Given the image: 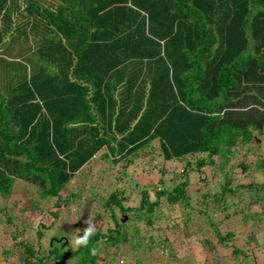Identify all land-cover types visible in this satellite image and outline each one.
Masks as SVG:
<instances>
[{
	"label": "trees",
	"instance_id": "1",
	"mask_svg": "<svg viewBox=\"0 0 264 264\" xmlns=\"http://www.w3.org/2000/svg\"><path fill=\"white\" fill-rule=\"evenodd\" d=\"M263 135L264 0H0V197L15 185L33 190L38 199L16 210L25 219L44 212L42 201L68 206L78 193L64 197L63 190L97 157L117 163L140 153L143 166L157 142L163 161L195 160L200 171L214 156L228 160ZM133 162L110 173L112 183L106 176L110 186H122L104 189L100 179L101 186L87 190L106 194L102 211L91 213L98 220L110 211L114 228L107 235L96 231L73 252H61L60 238L52 237L46 251L41 241L54 222H40L37 246L19 242L25 262L144 264L135 257L140 248L168 249L149 216L158 200L151 202L144 190L140 206L128 205ZM251 174L254 184L260 175L264 181V157ZM186 183L157 193L172 207L187 201ZM257 184L252 192L264 199V183ZM213 201L219 203L216 196ZM127 219L132 236L123 230ZM230 237L218 234L220 241ZM231 251L239 261L242 252Z\"/></svg>",
	"mask_w": 264,
	"mask_h": 264
},
{
	"label": "rangeland",
	"instance_id": "2",
	"mask_svg": "<svg viewBox=\"0 0 264 264\" xmlns=\"http://www.w3.org/2000/svg\"><path fill=\"white\" fill-rule=\"evenodd\" d=\"M26 59L29 61L30 58ZM150 148L153 152L147 154L144 152L143 166L139 163V158H136L140 156V153L136 157L130 155L126 159L118 160L117 163H112L111 158H106L104 161L97 157L82 168L63 190L64 197H69L73 192L78 193L77 197L69 199L68 206H63L61 203L59 206H54L55 198L48 203L42 201L45 206H41L44 212L35 218L25 219L24 214L16 210L25 205L28 206L29 200L36 201L38 199L36 193L33 190L29 192V188L22 184L18 188L15 185L13 193L0 197V207H5L4 214L0 212V264H28L25 262L26 253L19 242L37 246L35 232L40 222L43 224L54 222L51 229H45V235L41 241L42 248L46 251H48V239L52 237L60 238V245L63 244L61 252L76 250L74 239L78 237V234L83 235L87 227L85 223L87 219L91 220L95 232L107 235V229L114 228L110 211L103 210V218L100 217L98 220L91 213L92 209L101 210L102 198L106 197V194L102 195L99 191L97 195L92 193L88 195V192L96 188L98 184L101 186L102 182L104 189L110 186L106 176L112 183L110 173L121 169L131 158L134 160L131 182L133 196L128 205L140 206V197L144 190L150 192L151 202L158 200L159 206L149 216L154 222L152 228L159 226L158 229L165 233L169 247L167 249L165 245L162 250L161 247L156 246L151 251H143L142 247L140 253H135V257L141 258L144 264H244L245 262L246 264L250 262L264 264V199H262L263 195L256 198L252 192L257 183H264V181L263 175L254 177L256 184L251 178L254 166L259 165V160L264 157V135L254 138L247 150L245 147L238 148L239 151L229 155L228 160L227 157L214 156L210 160L213 165H206L200 171H195V160L163 161L157 142H153ZM225 161L227 165L220 170L221 163ZM240 164L244 165L245 170ZM182 181L187 182L183 188L187 201H179L171 207L169 206L171 204L165 201V196H159L157 192L163 188L170 192L172 187ZM15 182V184L20 183L18 180ZM120 185L122 186L123 182L114 181V185L110 187L116 188ZM229 188L236 192L230 193ZM109 190L110 188L107 189ZM215 196L219 203L213 201ZM50 212H56L57 216L54 217ZM145 212L146 208L143 207L142 219ZM6 213L11 214L14 220L19 219L16 221L18 224L21 223L20 229L25 228V231L19 233L17 226L14 225L17 224L14 223L15 221H6ZM114 213L117 218H122L118 208H115ZM153 215H158L155 220ZM142 219L137 222V225L140 228L139 235L144 237L148 230L142 227L144 225V219ZM125 224L123 230L132 236L129 219ZM227 233L232 234V237L220 241L218 234L224 237ZM67 237L69 240L65 241ZM138 238L135 235L133 240L138 241ZM234 248L242 252V254H236L239 261L242 260L240 263L231 258V252H233L231 250ZM31 264H35L34 259ZM42 264H53V259L49 258ZM100 264H110V262L106 258Z\"/></svg>",
	"mask_w": 264,
	"mask_h": 264
},
{
	"label": "clouds",
	"instance_id": "3",
	"mask_svg": "<svg viewBox=\"0 0 264 264\" xmlns=\"http://www.w3.org/2000/svg\"><path fill=\"white\" fill-rule=\"evenodd\" d=\"M85 223L87 224V227L84 229L83 235L78 236L74 239V246L80 247V246H87L90 237L95 233V227L91 223L90 219L85 220ZM91 254L95 255L97 253V250L95 248L91 249Z\"/></svg>",
	"mask_w": 264,
	"mask_h": 264
}]
</instances>
